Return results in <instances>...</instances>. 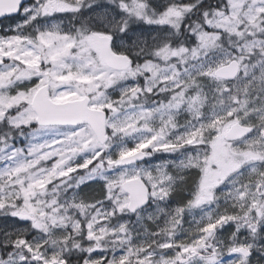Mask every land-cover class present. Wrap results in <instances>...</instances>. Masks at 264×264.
I'll use <instances>...</instances> for the list:
<instances>
[{
	"label": "snow or ice",
	"instance_id": "1",
	"mask_svg": "<svg viewBox=\"0 0 264 264\" xmlns=\"http://www.w3.org/2000/svg\"><path fill=\"white\" fill-rule=\"evenodd\" d=\"M0 18V264H264V0Z\"/></svg>",
	"mask_w": 264,
	"mask_h": 264
},
{
	"label": "rangeland",
	"instance_id": "2",
	"mask_svg": "<svg viewBox=\"0 0 264 264\" xmlns=\"http://www.w3.org/2000/svg\"><path fill=\"white\" fill-rule=\"evenodd\" d=\"M14 19H19V17H16V18H14ZM11 23H13V21H11V22H8V23H6V24H0V27H3V26H5V25H10ZM163 158H170V157H163ZM171 158H174V157H171ZM153 160H155V159H158V157H154V158H152ZM153 162H155V161H153ZM97 187V185H90L89 187H86L85 189H84V191L85 192H89L92 188H96ZM189 198V197H188ZM0 223H2V221H0ZM186 227H187V225H186Z\"/></svg>",
	"mask_w": 264,
	"mask_h": 264
},
{
	"label": "trees",
	"instance_id": "3",
	"mask_svg": "<svg viewBox=\"0 0 264 264\" xmlns=\"http://www.w3.org/2000/svg\"><path fill=\"white\" fill-rule=\"evenodd\" d=\"M11 21L12 20L7 19V20L2 21L0 24H6V23L11 22ZM185 195H187L186 192L185 191H181L180 193L177 194L176 197H177V199L179 201H182L185 198Z\"/></svg>",
	"mask_w": 264,
	"mask_h": 264
},
{
	"label": "flooded vegetation",
	"instance_id": "4",
	"mask_svg": "<svg viewBox=\"0 0 264 264\" xmlns=\"http://www.w3.org/2000/svg\"><path fill=\"white\" fill-rule=\"evenodd\" d=\"M186 192V191H185ZM186 194H187V192H186ZM176 200H178L177 199V197L175 198ZM186 199H188V195H185V198L182 200V201H184V200H186ZM179 201V200H178Z\"/></svg>",
	"mask_w": 264,
	"mask_h": 264
},
{
	"label": "water",
	"instance_id": "5",
	"mask_svg": "<svg viewBox=\"0 0 264 264\" xmlns=\"http://www.w3.org/2000/svg\"><path fill=\"white\" fill-rule=\"evenodd\" d=\"M4 18H0V21L3 20Z\"/></svg>",
	"mask_w": 264,
	"mask_h": 264
}]
</instances>
